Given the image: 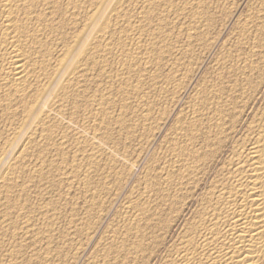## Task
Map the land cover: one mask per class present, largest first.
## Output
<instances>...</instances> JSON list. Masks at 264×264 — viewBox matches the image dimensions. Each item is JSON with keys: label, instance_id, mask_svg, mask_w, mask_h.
I'll use <instances>...</instances> for the list:
<instances>
[{"label": "bare ground", "instance_id": "obj_1", "mask_svg": "<svg viewBox=\"0 0 264 264\" xmlns=\"http://www.w3.org/2000/svg\"><path fill=\"white\" fill-rule=\"evenodd\" d=\"M218 1L0 0V264H21L30 242L45 245L39 264L78 262L73 237L93 241L92 220L105 219L116 191L123 197V164L205 46ZM248 3L232 65L220 53L208 83L193 89L86 264L143 263L205 180L165 264H264V111L239 134L236 108L249 78L264 73V0Z\"/></svg>", "mask_w": 264, "mask_h": 264}, {"label": "rangeland", "instance_id": "obj_2", "mask_svg": "<svg viewBox=\"0 0 264 264\" xmlns=\"http://www.w3.org/2000/svg\"><path fill=\"white\" fill-rule=\"evenodd\" d=\"M222 1V0H221ZM221 1H218L219 3L221 2ZM237 1V2H236ZM239 1V2H238ZM250 0H223L222 1V3H220V4H218V6L219 5H221V6H219L220 8H222V9H219V8H217V9H215V10H219V12H217V11H215V10H213V12L215 13V23L213 24V27H211L210 28V30H208V35H207V40H206V42H205V46H204V44L203 45H200V47L198 48V47H196V49H195V52H194V55L195 56H193V59H194V61H192L191 60V62L189 63V65L187 66V67H183L184 69H186L185 71H187L188 73L186 74V72L184 71V69H183V71L184 72H182V69H181V72H180V76H179V78H181V80L178 78L177 79V84H175L176 85V89L174 90V92L173 93H175V97H172L173 96V93H167L165 96L166 97H164V99H162L163 101L162 102H160V104H159V107H158V111L159 112H161L160 114L158 113L157 115H159V116H157V121H159L160 119L162 120H160V122H159V124H158V122H156L157 123V126H156V124H154L155 126H153L152 125V128L154 129H151L150 130V134L148 133V135H149V137L147 138V140L149 141V138H150V141H152V142H148V141H145V145L147 146L148 145V147H146L145 145H143V144H141V145H143V146H141L140 148L142 149V153L143 154H141L140 156H142V157H139V158H137L138 157V155L137 154H139L138 152H139V150H141L140 148H139V142L138 143H136V146H138V148L136 149L135 147V149L134 148H132L133 149V151L134 150H136V154L135 153H133V151H132V149H131V155H130V158L132 157V154H133V157H135V159L133 158H129L130 160H129V162H127L128 164L130 163V165H128L127 166V163H124L123 164V167H132V168H134V170L132 169V168H129V170H127L128 168H123V170L124 169H126L125 171L126 172H128V173H130L129 175H128V173H126L127 174V176H126V178H127V180H128V183L126 184V187H125V189H123V191H121V193L123 194L122 196L123 197H121V198H115V196L113 197V195L114 194H116L117 193V191L114 193V194H112V196L110 197L111 199H110V201H112L111 203V206L112 207H110V208H108L106 211H107V213L105 214V216H104V220L102 221L101 219H99L98 218V220H97V218H95L94 220H92V222L91 223H94V224H92V228H94V227H96L97 226V224H98V228L96 229V228H94V230L96 229V234L98 235V237H97V235H95V238H94V240L96 239V237H97V239L94 241H90V239H88L85 235H79L80 237H78L77 235L76 236H74L73 238H74V242H73V245H72V247L71 248H73V250H71V252H73V254H77L76 255V259L78 260V262L76 263V261H74V263L72 262V261H68V262H66V260H58L55 264H57L58 262H60L61 264L63 263H65V264H86V259H87V257H88V254L90 255V253H93V249H96L97 247H98V245H100V244H102V242H103V239H105L108 235H109V233H111V231L113 230V229H117V221H119V220H121V217H122V214L120 213L121 212V206H122V201H123V199L127 196V195H129V193H130V191L133 189V187H135V186H138V184H139V182H140V180H141V178H142V176H143V174H144V168H146L149 164H150V162H152L154 159H155V156H157V154H159L160 152H161V146H162V144H161V142L163 141V138L166 136V135H168L169 133H170V130H171V128L173 127V123L174 122H176V120H178V118H180V116L182 115V113L184 112V110H186V108H187V103H188V101H189V97L191 96V94H192V91H193V89H195L197 86H199V84H200V86L201 85H204L205 84V82H207L208 83V80L212 77V70H213V67L215 66V64H216V61L218 60V59H220V58H218V57H222V55H220V53H225V55L227 56H225L226 57V59H225V61H229L233 56H234V54H235V56L237 55V53H236V51L234 50L235 49V47H234V45H233V41H234V38H236L237 37V26L235 25L236 24V20L238 19V17L239 16H242V15H244L246 12H245V10H247L246 9V7L248 8V5H246V4H249L248 2H249ZM225 4V5H224ZM238 4V5H237ZM228 5V6H227ZM240 5V6H239ZM237 7V8H236ZM222 12H221V11ZM231 11V12H230ZM225 12V13H224ZM218 15V17H217V15ZM221 14V15H220ZM227 14V15H226ZM229 14V15H228ZM238 16V17H237ZM237 17V18H236ZM218 18V19H217ZM224 20H225V22H224ZM179 23V22H178ZM179 25V26H178ZM177 25V27H181L180 25V23ZM220 26V27H219ZM235 27V28H234ZM180 29V28H179ZM215 29H217V30H215ZM219 29V30H218ZM224 29V30H223ZM222 30V31H221ZM231 30H232V32H231ZM237 32L236 34L235 33H233V32ZM230 32V33H229ZM210 33H212V34H210ZM235 34V35H234ZM236 36V37H235ZM215 37V38H214ZM211 39V40H210ZM226 39V40H225ZM227 39H229V40H227ZM209 40V42H208V44H207V41ZM216 40V41H215ZM224 40V41H223ZM211 42H213V43H211ZM227 42V43H226ZM231 42V43H230ZM221 43H222V45H221ZM229 43L231 44V45H229ZM264 43V42H263ZM207 44V45H206ZM211 45V46H210ZM224 45H229L228 47H227V50H225L226 49V46H224ZM201 46L203 47V48H201ZM209 46V47H208ZM215 46V47H214ZM224 46V47H223ZM208 47V48H207ZM209 49V50H208ZM206 50V51H205ZM217 50V51H216ZM208 51H210V52H208ZM218 52V53H217ZM232 53V54H231ZM198 56H197V55ZM231 54V55H230ZM220 55V56H219ZM231 57V58H230ZM199 58V59H198ZM229 58V59H228ZM234 59V58H233ZM257 59H260V57L259 58H257ZM256 59V60H257ZM216 60V61H215ZM242 60L244 61L245 59L244 58H242ZM241 60V61H242ZM263 60V58L261 59V61L259 60H257V63H258V65H259V67H261L262 65V67H261V73H263L264 72V69H262L263 67H264V60ZM197 61V62H196ZM195 62V63H194ZM226 63H228L229 65H232V64H230V63H232V61L230 60L229 62H226ZM246 63H248V61L246 62ZM262 65H261V64ZM249 64V63H248ZM211 67V68H210ZM208 70V71H207ZM259 71V72H260ZM182 73V74H181ZM184 73V74H183ZM260 73V74H261ZM192 74H194V75H192ZM264 74V73H263ZM263 74H261V75H259L258 74V72L256 73V77L254 76V75H252L250 78H249V83L248 84H246V85H244L243 87H244V89L245 88H247V89H245V94H247L246 96H243L244 98H241L240 99V101L237 103V107L236 108H238L237 109V113L239 114V116L241 117V115H242V117H241V120H240V117H239V119H238V121H240V122H242V124L240 123L239 124V127H238V133L240 132H242V130L245 128V126L247 125V123H249L250 121H251V118H252V116L255 114V113H257V112H261V111H264V75ZM183 76H185V78L183 77ZM187 76V77H186ZM206 76V77H205ZM208 76H210V77H208ZM254 79H256V80H253V78ZM204 78V79H203ZM259 78V79H258ZM208 79V80H207ZM261 79V80H260ZM189 80V81H188ZM207 80V81H206ZM212 80H213V78H212ZM212 80H210V82L209 83H211V81ZM259 80V81H258ZM183 83H181V82ZM184 81V82H183ZM199 81V82H198ZM257 81V82H256ZM262 81V82H261ZM190 82V83H189ZM202 82H204V83H202ZM252 82V83H251ZM255 82V83H254ZM251 83V87H249L250 89H251V91H250V93H248L249 92V88L248 87H245V86H249V84ZM254 83V84H253ZM196 84V85H195ZM252 84H253V86H252ZM258 86H257V85ZM261 84V85H260ZM177 85L178 86H181L180 88H178L177 87ZM183 85V86H182ZM259 85H260V87H259ZM263 85V86H262ZM180 90V92L178 91V89ZM255 88V89H254ZM257 88V89H256ZM249 89V90H248ZM261 89V90H260ZM171 90H173V89H171ZM183 90V91H182ZM247 90H248V92H247ZM257 90V92H255ZM176 91V92H175ZM182 91V92H181ZM254 91V92H253ZM184 92V93H183ZM263 92V93H262ZM180 93V94H179ZM255 93L256 94V97H254L255 96V94L253 95V94ZM183 94V95H182ZM259 94V95H258ZM170 96V98L172 99H169V96ZM188 95V96H187ZM168 97V98H167ZM246 97H249V98H247L248 100H246ZM254 98L253 99V101H252V98ZM166 99V100H165ZM176 99V100H175ZM244 99V101H241V100H243ZM174 100V101H173ZM172 101V102H171ZM246 101H248V102H246ZM167 103V104H166ZM175 103H177V104H175ZM248 103V104H247ZM171 104V105H170ZM175 104V105H174ZM238 104H240V106L238 105ZM166 105V107H164ZM170 106V107H168V106ZM175 107H174V106ZM243 105V106H242ZM240 108H239V107ZM185 107V108H184ZM245 107V108H244ZM247 107V108H246ZM159 108H161V109H159ZM172 108V109H171ZM182 108V109H181ZM184 109V110H183ZM245 109V110H244ZM173 110V111H172ZM241 110H244L243 111V113H242V111ZM163 111V112H162ZM168 111V112H167ZM254 113V114H253ZM166 114V115H165ZM181 114V115H180ZM248 114V115H247ZM163 115V116H162ZM168 115V116H167ZM252 115V116H251ZM166 116L168 117V118H166ZM173 116V117H172ZM177 116V117H176ZM160 119H159V118ZM166 118V119H165ZM165 122V123H164ZM162 124H164V126L162 125ZM175 124V123H174ZM241 125V126H240ZM161 126H162V128H161ZM170 126V127H169ZM155 127H156V129H155ZM160 127V128H159ZM158 128V129H157ZM155 130H156V133H155ZM157 130L159 131V132H157ZM153 131H154V133H155V135L153 134ZM163 131V132H162ZM168 131V132H167ZM157 133H159L158 134V136H157ZM239 133V134H240ZM153 134V135H152ZM155 137V138H154ZM152 139V140H151ZM146 142H148V143H150V144H148V143H146ZM138 144V145H137ZM156 145V146H155ZM142 147H144V148H142ZM146 147V148H145ZM144 149V150H143ZM153 150V151H152ZM147 152V153H146ZM141 153V152H140ZM155 153V154H154ZM135 154V155H134ZM136 155H137V157H136ZM153 155V156H152ZM152 157V158H151ZM137 159V160H136ZM132 160H134V161H137L138 162V164H137V162H135L134 164H137L136 166L134 165L133 166V162H132ZM141 160V161H140ZM163 161V160H162ZM161 161V162H162ZM146 165V166H145ZM133 171H132V170ZM122 170V171H123ZM214 171H216V169L215 170H212V172H211V178L214 176L213 174H214ZM142 175V176H141ZM139 176V177H138ZM207 180H205L202 184H201V187H200V189L198 190V192L197 193H195L193 196H191V198L190 199H188L187 201H186V205H185V207L183 208V211H182V213H179L178 215H176V217L173 215L172 216V218L174 219V222L172 223V225H171V227L169 228V230H168V233L167 232H165V238H164V241H163V243H162V245L161 246H158V248L156 247V248H154V249H152L151 251H149L148 253H146V257H145V261L143 262L144 264H165V262L167 261V253H169V248L171 249L172 247H174V245L176 244V242H178V240H179V237H180V235H181V233L180 232H182V227H183V223H185V221L187 220V219H189L190 218V216L192 215V213L195 211V209H196V207H197V202H198V199H199V197H200V195H201V193H202V191H203V189L207 186ZM131 185V186H130ZM133 186V187H132ZM115 189V188H114ZM113 198H114V200H113ZM81 199V198H80ZM80 199H79V196L78 197H76V201H74V200H71L72 202L74 201V202H81L80 201ZM190 201V202H189ZM119 202V203H118ZM118 208H120V209H118ZM192 208V209H191ZM194 209V210H193ZM191 210V211H190ZM81 214V213H80ZM113 214V215H112ZM80 216H82V215H80ZM177 216H178V218H177ZM109 218V219H108ZM111 218V219H110ZM172 218H170L171 220H173ZM180 218V219H179ZM43 220V218H36L35 220H34V222H33V225L35 226V228H37V229H40V230H42V229H45V226H44V220ZM39 220V221H38ZM95 221V222H94ZM97 221H99V222H97ZM41 222V223H40ZM97 223V224H96ZM110 223V224H109ZM114 223V224H113ZM39 224V225H38ZM113 226H112V225ZM94 225V226H93ZM107 225V226H106ZM115 225V226H114ZM181 226V227H180ZM38 227H41V228H38ZM112 227V228H111ZM116 227V228H115ZM119 227V226H118ZM109 228H110V230H109ZM99 229V230H98ZM112 229V230H111ZM157 232H158V230H157ZM107 233V234H106ZM54 234V237H57L58 236V233H53ZM57 236H56V235ZM100 235H102V236H100ZM83 236H85V237H83ZM103 237V238H100V237ZM106 236V237H105ZM69 237V236H68ZM84 238V239H83ZM100 239V240H99ZM32 240H34V239H31V241ZM82 240L83 241H85V242H82ZM87 240H89L88 241V243H87ZM99 240V241H98ZM60 241V240H59ZM62 241V240H61ZM60 241V242H61ZM80 241V242H79ZM100 241H102V242H100ZM30 242V241H29ZM60 242H58V244H60ZM79 242V243H78ZM96 243V245H95V243ZM31 243V242H30ZM30 243L28 244L29 246H25V249H24V251H23V253H25V251L26 250H28V251H26V252H28L27 254H29V256L27 255V256H24L25 254H23V258L20 260V263L21 264H27L28 262H29V264H35V263H37V264H39L38 262V257H39V254L40 253H42V250L43 249H45L44 247H45V245H43V243H37L38 244V246H39V248H34V247H38L37 246V244H36V246L33 244L32 245V247H31V245H30ZM62 243V242H61ZM75 243V244H74ZM76 243H77V245H76ZM41 244H42V247H41ZM81 244V245H80ZM87 244V245H86ZM98 244V245H97ZM74 245H75V247H74ZM95 247H94V246ZM170 245V246H169ZM172 245V246H171ZM61 246H63V245H61ZM76 246H78V247H76ZM81 246H83L82 248L83 249H81L80 247ZM92 246H93V248H92ZM29 247V248H28ZM31 247V248H30ZM33 248V249H32ZM41 248V249H40ZM75 248V249H74ZM78 248H80V249H78ZM85 248V249H84ZM37 251H36V250ZM40 249V250H39ZM44 252V251H43ZM84 252V253H83ZM31 253V254H30ZM35 253V254H34ZM38 253V254H37ZM34 255V256H33ZM31 256H32V258H31ZM38 256V257H37ZM80 256V257H79ZM36 257V258H35ZM32 260H31V259ZM34 258V259H33ZM24 259V260H23ZM26 259H27V261L28 262H25L24 263V261H26ZM141 259H142V257H141ZM141 259H139V261L141 260ZM34 260V261H33ZM163 260V261H162ZM33 261V262H32ZM38 261V262H37ZM62 261V262H61ZM80 261V262H79ZM32 262V263H31ZM71 262V263H70ZM141 263H142V260H141ZM141 263H139V264H141ZM142 263V264H143Z\"/></svg>", "mask_w": 264, "mask_h": 264}]
</instances>
